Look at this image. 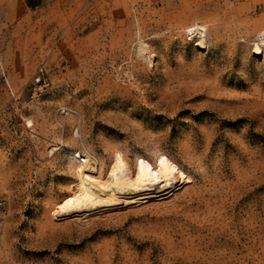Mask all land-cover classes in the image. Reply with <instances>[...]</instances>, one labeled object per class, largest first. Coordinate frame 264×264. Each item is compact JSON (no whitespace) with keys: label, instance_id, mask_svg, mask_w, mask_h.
Returning a JSON list of instances; mask_svg holds the SVG:
<instances>
[{"label":"rangeland","instance_id":"1","mask_svg":"<svg viewBox=\"0 0 264 264\" xmlns=\"http://www.w3.org/2000/svg\"><path fill=\"white\" fill-rule=\"evenodd\" d=\"M261 36L264 0H0V264H264ZM82 143L191 181L78 219Z\"/></svg>","mask_w":264,"mask_h":264},{"label":"bare ground","instance_id":"2","mask_svg":"<svg viewBox=\"0 0 264 264\" xmlns=\"http://www.w3.org/2000/svg\"><path fill=\"white\" fill-rule=\"evenodd\" d=\"M187 33L191 35V39L194 34L199 35L196 37L197 45L205 46L208 42L199 25L190 26ZM262 46L264 36L254 43L253 54L263 53ZM81 149L73 153L78 162L72 167L80 188L78 197L71 204V210L78 219L86 218L93 211H101L100 209L114 211L165 199L191 181L189 177L179 173L167 175L149 170L134 180L121 166L113 167L108 176H105L100 157L85 143H82ZM83 157L86 158L85 163H81Z\"/></svg>","mask_w":264,"mask_h":264},{"label":"built area","instance_id":"3","mask_svg":"<svg viewBox=\"0 0 264 264\" xmlns=\"http://www.w3.org/2000/svg\"><path fill=\"white\" fill-rule=\"evenodd\" d=\"M0 71H1V77L5 91L10 95L11 99L18 100L20 93L18 91H15V89L13 88L2 63H0ZM50 85H51V78L49 76L47 68L44 64H40L37 67L35 74L28 85L31 98L32 99L37 98L39 95L42 94L44 90L48 89ZM5 112H6L5 109H0V123L2 122L3 119H5ZM85 162H86V158L83 157L81 159V163H85Z\"/></svg>","mask_w":264,"mask_h":264}]
</instances>
